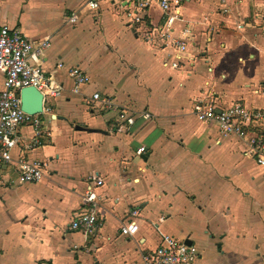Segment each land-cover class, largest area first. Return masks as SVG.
I'll use <instances>...</instances> for the list:
<instances>
[{
  "label": "crops",
  "instance_id": "0c3cea01",
  "mask_svg": "<svg viewBox=\"0 0 264 264\" xmlns=\"http://www.w3.org/2000/svg\"><path fill=\"white\" fill-rule=\"evenodd\" d=\"M86 1L0 0V27L49 39L40 66L61 87L39 113L48 133L41 144L13 148L0 167V264H143L162 235L195 245V264H264V167L237 135H222L193 109L198 101L264 108V24L254 19L264 0H226L228 14L218 0H185L171 30L180 38L190 27L183 53L145 43L123 2L91 9ZM147 13V26L164 23L157 4ZM76 66L89 81L75 93L66 70ZM2 83L0 73V90ZM94 93L133 123L92 101ZM20 133L30 141L29 126ZM21 160L46 164L40 181L18 183ZM90 176L102 180L95 192L103 225L84 235L69 221L83 211ZM132 208L138 231L124 237Z\"/></svg>",
  "mask_w": 264,
  "mask_h": 264
},
{
  "label": "built area",
  "instance_id": "2783aa9c",
  "mask_svg": "<svg viewBox=\"0 0 264 264\" xmlns=\"http://www.w3.org/2000/svg\"><path fill=\"white\" fill-rule=\"evenodd\" d=\"M113 3H124L125 16L129 23L140 33L145 43L155 45L157 41L163 45H171L178 52L186 51V38L191 30L187 25L180 31V38L171 36L172 26L182 18V6L185 0H111ZM157 4L164 17V23L159 25H146L148 8L151 4ZM86 5L91 9L99 8V0H87ZM218 11L228 14L230 9L226 0H218ZM254 19L264 24V9L256 12ZM77 21V16L69 18V23ZM237 29L242 25L237 24ZM50 46L48 38L38 41H29L18 28H10L6 25L0 27V73L3 75L2 89L0 90V167L11 160V151L19 147L23 152H28L39 146L40 136L48 134L43 128L39 114H28L21 109L20 90L24 87H34L43 96V102L48 97H58L61 87L56 85L52 76H47L40 66L45 50ZM173 67L178 64L173 63ZM57 69H63L62 62L57 63ZM67 76L72 82V91L78 92L88 83V76L79 68L71 67L66 70ZM264 95V76L261 88L257 91ZM91 100L100 103L104 108L118 112L119 119L127 123H133V118L120 110L109 98L100 99L98 93L91 96ZM195 115L201 121L214 122L219 126L222 135H237L244 143L245 154L261 167H264V108L250 109L241 102L222 108L215 101L194 103ZM45 111H49L47 108ZM149 114H144V119H149ZM32 129V137L29 142L20 133L22 126ZM259 127L260 131H252ZM145 147L141 146L137 154L145 153ZM46 164L39 160H21L17 164L19 184L34 183L41 180ZM102 184V180L96 176H90L88 186L83 194V211L69 221L71 230L81 231L84 235H91L103 225L102 218L98 215V201L96 188ZM139 210L132 208L126 223L120 227V234L124 237H133L138 231ZM162 220V217L160 218ZM198 250L193 244L171 236L162 235L158 246L143 255V264H195Z\"/></svg>",
  "mask_w": 264,
  "mask_h": 264
},
{
  "label": "water",
  "instance_id": "95a60500",
  "mask_svg": "<svg viewBox=\"0 0 264 264\" xmlns=\"http://www.w3.org/2000/svg\"><path fill=\"white\" fill-rule=\"evenodd\" d=\"M20 103L21 109L28 114H39L43 111V96L34 87H24L20 90ZM77 128L82 129L79 126Z\"/></svg>",
  "mask_w": 264,
  "mask_h": 264
}]
</instances>
